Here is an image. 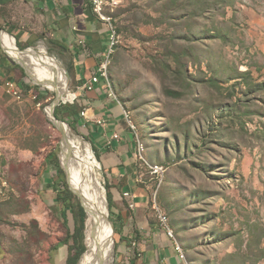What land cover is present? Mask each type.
Wrapping results in <instances>:
<instances>
[{
    "label": "rangeland",
    "instance_id": "1",
    "mask_svg": "<svg viewBox=\"0 0 264 264\" xmlns=\"http://www.w3.org/2000/svg\"><path fill=\"white\" fill-rule=\"evenodd\" d=\"M115 1L109 14L120 43L107 74L134 126L147 221L159 225L161 212L187 264H264V0ZM3 2L7 40L17 46L19 37L22 51L44 47L68 73L74 98L61 103L78 105L82 119L64 125L99 163L106 215L115 221L123 198L115 192L116 206L109 209L106 185L113 188V177L92 147L82 116L85 91L77 89L75 62L55 12L39 0ZM2 55L12 70L0 74V264H50L66 226L47 183H64L81 202L61 165L63 134L46 114L55 93L36 85L0 43ZM6 78L17 95L5 90ZM38 95L44 97L40 106ZM49 155L59 168L46 164ZM112 241L110 264H130L137 246L128 249L115 230Z\"/></svg>",
    "mask_w": 264,
    "mask_h": 264
},
{
    "label": "crops",
    "instance_id": "2",
    "mask_svg": "<svg viewBox=\"0 0 264 264\" xmlns=\"http://www.w3.org/2000/svg\"><path fill=\"white\" fill-rule=\"evenodd\" d=\"M39 3L45 10L55 12L54 18L58 22V30L64 35L65 43L73 53L75 79L81 84H78L77 89L83 88L104 58L109 37L107 25L95 17L87 0H39ZM77 39L86 41L87 54L77 46ZM74 43L75 47L72 45ZM77 51L78 53L74 54ZM107 94L104 82H100L92 91H85V98L81 101L85 104V118L92 133L90 138L97 148L102 167L113 177L111 193L114 202L116 192L117 196L123 198V208H119V212L125 216L129 210L132 212L122 221L120 240L128 245V249H131L129 244L133 247L137 246L130 254L133 264H187L182 254L175 252V245L167 239L160 226L150 225L146 219L145 206L148 199L143 192H140L141 189L137 185L138 167L134 159L137 143L135 145L134 135L124 121L121 107ZM99 120H103L104 125H97L96 121ZM113 135H118L120 141H113L108 145ZM125 194H129V197H125ZM129 204H132L133 208L129 209ZM65 221L69 226L67 214ZM123 247L125 248L124 245L120 246L117 253L123 252ZM54 251L56 253H52L50 264H66L68 247L58 244ZM177 254L181 255V261Z\"/></svg>",
    "mask_w": 264,
    "mask_h": 264
},
{
    "label": "bare ground",
    "instance_id": "3",
    "mask_svg": "<svg viewBox=\"0 0 264 264\" xmlns=\"http://www.w3.org/2000/svg\"><path fill=\"white\" fill-rule=\"evenodd\" d=\"M0 41L9 57L27 71L29 77L36 85H40L46 90L55 93V98L58 101L73 100L74 96L68 91L69 87L67 86L65 70L57 60L52 61L50 59L44 47H40L37 50L29 49L21 52L14 45V42L7 40V35L3 32L0 34ZM113 53H108L107 60L101 72V80L104 81L105 90L109 96H116L107 74V68ZM117 99L116 96V101H118ZM125 113L127 114L126 111ZM127 119L131 127L134 128L128 114ZM57 125L63 134L60 159L67 177V183L87 212L85 234L87 252L83 255L80 264H110L113 230L107 221V203H105V197L102 193L103 190H101L100 183L97 179V170L100 165L88 146H84L79 140H73L71 138L70 128L68 129L65 125L61 124ZM165 230L172 237V231L169 230L167 225L165 226ZM98 252L100 254L98 259H96L95 254Z\"/></svg>",
    "mask_w": 264,
    "mask_h": 264
},
{
    "label": "trees",
    "instance_id": "4",
    "mask_svg": "<svg viewBox=\"0 0 264 264\" xmlns=\"http://www.w3.org/2000/svg\"><path fill=\"white\" fill-rule=\"evenodd\" d=\"M3 4L5 3L0 1V5H3ZM0 27L4 29L1 25ZM10 30L11 31L9 30L7 31L8 33L11 34L13 30L12 29ZM118 32H119V29H118ZM15 38L17 41V46L21 48L19 37L16 36ZM77 53L78 51L74 54H77ZM72 56H73V53H72ZM11 70H12L11 67L7 63L6 56L2 55V58H0V74L3 76H6V75L9 76ZM6 79L8 80V78ZM100 82L103 83L104 81L101 80ZM22 88L24 89L25 92H28L31 90V88L28 86H25V87L23 86ZM43 99L44 97H41L40 95H38L35 98V101L39 103ZM54 115L57 120L63 123H67L71 128L73 127V125H80V120L82 119L81 114L78 109V105L76 104L75 105H69V104L64 105L60 103L59 106L55 108ZM70 120H72V123L70 122ZM88 132H89V137H90L92 133H91V127H89V125H88ZM90 141L92 143L93 149L97 151L96 146L93 144V141L91 138H90ZM96 158L98 159V161H100L99 155L97 153H96ZM45 162L48 165L52 163L55 165V167L59 168L57 165V159L53 155H49L46 158ZM47 187L51 189L53 193L55 194V198L53 200L54 204L61 206V215L63 218V223L66 226L65 236L58 243V244L68 247V257L66 259V264H79L82 256L84 255L87 249L86 244H85V229H86L87 215L84 209L81 207L80 203L75 201V199L73 198V195L65 188L64 183L57 182L56 185L54 183H47ZM106 189H107L106 197H107L108 206H109V209H112L116 205L114 202L113 195L111 193V186L106 185ZM131 205L132 204L128 205L129 209L131 208L130 207ZM67 213H69L72 216L73 230L72 229L70 230V228L67 227L68 225L65 221V214ZM126 216L129 217L130 214L126 213ZM126 216L118 212L116 215L115 221H112L115 234L119 236L120 239H121V234H122V229H123L122 221L124 217ZM130 264H133V263L130 262Z\"/></svg>",
    "mask_w": 264,
    "mask_h": 264
},
{
    "label": "built area",
    "instance_id": "5",
    "mask_svg": "<svg viewBox=\"0 0 264 264\" xmlns=\"http://www.w3.org/2000/svg\"><path fill=\"white\" fill-rule=\"evenodd\" d=\"M87 1L90 3L91 8H92V12L95 15V17L100 22L107 25L108 32H109L107 49H106V52L104 54V58H103L101 64L99 65L97 71L91 76L89 82L86 85H84V87H83L84 91L90 92L94 89L95 85L100 83L101 72H102L104 65H105V62L107 60V55L109 52H115L117 50V47L120 43V34L118 32L117 27L114 25L113 17H111L109 14V12L112 11L113 8L117 5V2L115 0H87ZM75 30L76 29H74V31ZM76 44L79 48H82L83 52L85 51V54H87L88 51L85 50L87 45H86V41L84 39H77ZM4 87H5V90L7 91V93L9 95L10 94L17 95V92H19L17 89V86L14 83H12L11 81L5 80ZM107 95L111 100L116 102V96H109V94H107ZM35 98L36 97H34V100H35ZM118 105L121 107V104H118ZM38 106H40L39 103H38ZM121 110H122V115H123V118H124V121H125L127 127L135 136V130H133V128L131 127V124L128 122L127 114L125 113L124 109L121 108ZM85 112H82V116H85ZM96 124L99 126H102V125H104V121L103 120L96 121ZM113 141H115V142L120 141V137L118 135H113L108 145H111V143H113ZM135 150H136V148H135ZM156 170L158 171V169H154V173H157ZM124 196L129 197V194H125ZM130 207L133 208L132 205ZM156 217H157V220H158V223H159L161 230L165 233L167 239L170 240V242H171V235H168L166 233L165 225L163 223V215L161 214V212L159 210H156ZM175 252L177 253L176 250H175ZM178 258L181 261V255H178Z\"/></svg>",
    "mask_w": 264,
    "mask_h": 264
},
{
    "label": "water",
    "instance_id": "6",
    "mask_svg": "<svg viewBox=\"0 0 264 264\" xmlns=\"http://www.w3.org/2000/svg\"><path fill=\"white\" fill-rule=\"evenodd\" d=\"M2 32L5 33V32L3 31V29L0 27V34H1ZM0 43H1V41H0ZM3 50H4V48H3ZM4 51H5V50H4ZM20 51L23 52L22 50H20ZM5 53H6V51H5ZM6 54H7V53H6ZM8 57H9V56H8ZM9 58H10V57H9ZM10 59H11V58H10ZM12 61L15 62L14 60H12ZM15 63H16V62H15ZM66 77L69 78L68 73H66ZM61 102L64 103L65 101H58L57 98H55L54 101H53V103H52V104L46 109V114H47L48 120H49L51 123H53V125H54L59 131H60V128L58 127L57 124L64 125V123L56 119V117H55V115H54V111H55V108H56L57 106H59V104H60ZM48 110H49V113H48ZM60 132H61V131H60ZM81 207L84 209V211H85V213H86V215H87V212H86L85 208L82 206V204H81ZM107 221H108L109 225H111L112 230H113V232H114V226H113L112 222L108 219V217H107ZM96 229H98V227H96ZM111 241H112V240H111ZM112 245H113V242H112ZM86 252H87V249H86ZM86 252H85V253H86ZM85 253H84V254H85ZM99 254H100V252H98V253L95 254V258H96V259H98ZM79 264H80V262H79Z\"/></svg>",
    "mask_w": 264,
    "mask_h": 264
}]
</instances>
